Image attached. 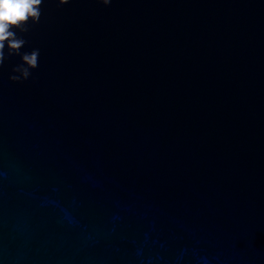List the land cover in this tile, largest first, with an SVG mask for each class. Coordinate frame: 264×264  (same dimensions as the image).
<instances>
[{
  "label": "water",
  "instance_id": "obj_1",
  "mask_svg": "<svg viewBox=\"0 0 264 264\" xmlns=\"http://www.w3.org/2000/svg\"><path fill=\"white\" fill-rule=\"evenodd\" d=\"M57 4L0 65V264H264V0Z\"/></svg>",
  "mask_w": 264,
  "mask_h": 264
},
{
  "label": "clouds",
  "instance_id": "obj_2",
  "mask_svg": "<svg viewBox=\"0 0 264 264\" xmlns=\"http://www.w3.org/2000/svg\"><path fill=\"white\" fill-rule=\"evenodd\" d=\"M70 0H58L57 7L66 5ZM112 0H99L107 6ZM43 0H0V65L8 56L17 55L20 63L12 71L20 75H10L14 82L28 80L32 71L38 67L40 49L21 52L26 41L18 33H26L31 25L40 21ZM7 53V55H6Z\"/></svg>",
  "mask_w": 264,
  "mask_h": 264
}]
</instances>
